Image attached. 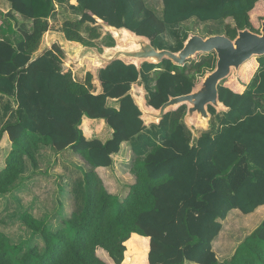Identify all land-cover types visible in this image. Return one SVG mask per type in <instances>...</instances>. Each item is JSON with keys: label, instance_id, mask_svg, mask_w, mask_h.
I'll use <instances>...</instances> for the list:
<instances>
[{"label": "trees", "instance_id": "1", "mask_svg": "<svg viewBox=\"0 0 264 264\" xmlns=\"http://www.w3.org/2000/svg\"><path fill=\"white\" fill-rule=\"evenodd\" d=\"M6 1L13 8L8 14L0 11V95L13 98L16 108L0 128V142L7 133L12 143L0 172V197L12 191L28 163L39 170L43 148L56 153L71 149L90 168L83 171L84 207L61 228L50 231L30 213L20 216L34 235H41L43 249L24 251L22 244H12L0 230V264H106L98 249L115 264H123L125 243L133 234L150 239L149 264H264V220L226 262L219 261L213 250L221 222L232 210L249 215L264 206V57L257 58L260 67L243 94L219 86L220 101L229 110L218 114L209 107L210 129L193 142L184 124L185 106L168 113L145 135L142 114L126 94L140 80L148 92V105L160 109L170 97L191 93L198 80L215 69L214 53L185 66L164 60L158 65L143 63L139 70L115 61L101 70L103 92L98 95L92 71L84 82L72 70L65 72L66 52L58 43L35 56L50 30L55 1L69 2L71 10L82 13L80 20L63 24L68 50L76 43L93 46L91 42L101 38L95 26L87 29L88 39L83 37L82 28L89 23L128 29L148 37L157 49L179 52L188 34L176 45L163 35L192 18L201 23L232 18L235 27L225 28L232 40L239 30L259 33L249 13L260 0H163V19L146 7L145 0ZM111 42L108 47L115 46L112 36ZM252 62L244 66L248 74L254 70ZM233 84L238 88L235 79ZM109 99L119 100V108L110 107ZM84 117L105 120L113 138L105 143L87 140L81 129ZM134 140L135 183L120 201L109 193L97 169L111 167L122 145Z\"/></svg>", "mask_w": 264, "mask_h": 264}, {"label": "crops", "instance_id": "2", "mask_svg": "<svg viewBox=\"0 0 264 264\" xmlns=\"http://www.w3.org/2000/svg\"><path fill=\"white\" fill-rule=\"evenodd\" d=\"M146 7L152 11L159 19L164 18V5L163 0H145ZM261 5V7L256 12V15L254 16V11L256 10L258 5ZM12 4L9 1L6 0H0V11L4 14H8L12 12ZM16 18L22 22V18L15 14ZM251 24L253 25L254 29H256L258 32H260L261 28V22L264 20V0H260L256 3L253 10L249 13ZM82 18V13L78 11H73L69 7V2L61 4L58 2H54V7L52 11V15L50 19H48L50 30L45 33L41 39L39 49L35 56H38L40 54H43L48 48H50L54 43H58L66 53H71L74 56L75 53L72 50H68L66 47V42L68 40L65 37L63 29V24L66 21H78ZM198 24V25H214L215 23H219V26L217 28H220V30L216 32L211 31L208 35H200L202 37H208L212 35H225V28L226 26L235 27V22L232 18H228L226 20L217 21V22H206L201 23L196 18H192L189 21L182 23L181 25H188V24ZM91 25V26H90ZM19 27V26H18ZM89 27H93L92 24H85L82 28V35L84 38H87V29ZM194 34V33H188V35ZM104 41V37H101V39L93 40V43L102 42ZM110 43V42H107ZM107 43H103L100 48L103 50L105 48H108ZM82 47L81 44L77 43ZM98 45V44H97ZM251 62V60L249 61ZM143 64V63H142ZM141 64V65H142ZM252 65L254 66V70L252 73L248 74L246 70L244 69V66L241 68L239 73L232 75L228 80L223 82V85L230 90H232L235 93L243 94L247 86L249 85L250 81L258 71L260 65L257 60V58L253 59ZM136 66V65H135ZM139 70L141 66H136ZM83 68H75V78L79 82H84L86 79V75L88 72H83ZM65 72L69 71L67 68H64ZM93 75V86L95 89L94 94L98 95L103 92L101 82L97 79L96 74L94 72H91ZM232 79H235L238 88L236 87V83L233 85H230ZM131 90H133L134 94L137 97H141L143 94H145V99L147 102L148 99V92L145 87V84L142 83V81L139 80L138 83H135L132 85ZM135 90V91H134ZM147 106L148 102L146 103ZM108 105L110 107L119 108V100L117 99H109ZM16 108V104L13 98L0 95V128L9 120L12 111ZM264 108V106H263ZM222 114V113H220ZM151 126H146V131L144 132L145 135L148 134L151 131ZM81 129L83 131L84 136L87 140H99L102 143L107 142L108 140H111L113 138V129L109 127L105 120L102 119H89L87 117L83 118ZM137 143L135 140L131 142L124 143L122 145L121 151L119 154H116L113 156V165L109 168H98L97 172L102 178L107 190L110 194L117 197L120 201H123L129 194L131 186L135 183V180L132 176V168L133 164L136 160V154L133 151V146ZM12 149V143L10 141V138L7 133L3 135V138L0 142V172L4 170L6 167V159ZM48 160L49 165L44 167L43 160ZM39 160L41 162V183H45L44 179L42 178V175L48 176L46 172L52 171V178L59 179L56 176H62V179L65 180V184H60V186L54 191V194L57 196V200H68V202H76V188L78 186L75 185V182L73 181V176L76 172L81 170L82 173V183L79 185L80 189L84 190V177H83V171L88 170L90 167L86 164V166H82L84 160L77 155L74 151L71 149H67L61 153L54 152L50 147L43 148L39 154ZM81 163V164H80ZM85 163V162H84ZM82 166V169H80ZM51 168V169H50ZM30 169H33L31 166H27L26 173L19 178V180L16 182L14 188L12 191L6 195L10 196L12 192L20 190L24 187L29 186L32 181L29 177ZM38 171V170H37ZM44 171V173H43ZM32 173V172H31ZM132 177V180L128 179L127 177ZM129 181V182H128ZM84 192V191H83ZM5 196H1L0 200L3 199ZM83 209H80V211ZM78 211V212H80ZM57 213V211H56ZM74 212H72L70 215H72ZM67 219V218H66ZM65 219V220H66ZM243 220L245 224H247L249 227H251L254 230H256L259 225L264 220V206L259 207L254 213L249 215H244L239 210H232L227 219L225 221H222L223 229L219 236L214 240L213 242V250L217 254V258L219 261L221 259H224L225 257L231 258L239 244L248 236L244 237L243 240H239V242H234L233 236H228L227 234V228L229 226H233V228H236V225L238 223L236 221ZM43 222H45L43 220ZM239 231V229H238ZM252 231V232H253ZM237 233V231H234ZM250 232L249 234H251ZM126 245V252H125V259L123 261V264H149V250H150V239L146 237L139 236L137 234H133L129 241L125 243ZM235 245L237 246L235 248ZM234 247V248H232ZM98 257L105 262L106 264H115L113 260L110 258L109 254L103 250L98 249L97 251ZM185 264H196L191 262H186Z\"/></svg>", "mask_w": 264, "mask_h": 264}, {"label": "water", "instance_id": "3", "mask_svg": "<svg viewBox=\"0 0 264 264\" xmlns=\"http://www.w3.org/2000/svg\"><path fill=\"white\" fill-rule=\"evenodd\" d=\"M102 26H106L118 34L127 33L128 39L123 42V49L112 50L110 54H107L106 49L101 52L96 47L86 46L82 47L76 58L66 53V57L75 65L84 63L89 58L96 59L99 66L95 74L99 81L101 70L115 61L141 66L142 63L158 65L164 60H169L177 66H185L200 56L212 53L216 55L215 69L201 78L200 83L196 84L191 93L170 97L169 101L160 109L147 106L145 94L140 98L134 94L133 90L126 94L133 98L135 105L140 110L145 127L149 125L159 126L168 113L185 106L184 124L192 132L193 142L198 137L197 128L207 130L210 127L212 115L209 107L214 108L218 114L229 110L220 101L219 86L229 79L233 72L239 73L241 68L250 60L264 57V20L261 22L259 33H254L249 29L239 30L234 40L226 34L208 37L190 34L179 52L157 49L148 37L139 36L128 29H117L106 24H102Z\"/></svg>", "mask_w": 264, "mask_h": 264}, {"label": "rangeland", "instance_id": "4", "mask_svg": "<svg viewBox=\"0 0 264 264\" xmlns=\"http://www.w3.org/2000/svg\"><path fill=\"white\" fill-rule=\"evenodd\" d=\"M22 23V22H20ZM25 27H29L30 23H24ZM91 26V25H90ZM95 26L98 29V32L100 33L101 37H104V41L97 42L91 44L93 46L90 47H96L101 52L104 50L100 48V46L103 45V43L111 44V36L114 39V32L107 29L105 26L103 27L101 24L92 25ZM219 26V23H215L214 25H198V24H188V25H179L175 28H168L166 33L163 35L164 40H166L169 44L176 45L179 38H183L188 33H194V34H200V35H208L211 33V31H214L217 33L220 28H217ZM110 31V32H109ZM173 32H177L179 36L174 35ZM88 38V33H87ZM101 39V38H100ZM99 40V39H98ZM115 40V39H114ZM76 43V42H75ZM77 44V43H76ZM98 44V45H97ZM82 47H86L82 45ZM82 47L77 44L76 48H73L72 51L75 53V55H78ZM119 44L115 40V46L114 47H108L105 48L106 52L109 51L110 54L112 50L119 49ZM72 57L76 58V56L69 53ZM99 63L96 59L89 58L84 61V63L79 64H73L70 62V60L66 57L64 61V68H67L68 70H72L74 76L76 73L75 68H83V72L92 71L96 72V69L98 68ZM235 72H233L234 76ZM228 80V79H227ZM201 79L198 80L197 84L200 83ZM215 121V119H214ZM216 122V121H215ZM210 127L205 130L201 128L196 129V133L198 136L204 132L208 131ZM40 161V160H39ZM85 162V161H84ZM82 166H86V162ZM81 164V163H80ZM44 167L49 165L48 160H43ZM28 166L30 167V163H28ZM82 166L80 169H82ZM40 168H41V162H40ZM51 169V168H50ZM30 181L31 183L29 186L24 187L20 190L14 191L11 193L10 196L3 197L2 200H0V230L10 239L11 243L14 245L22 244L24 251H26L29 248L32 247H39L40 249H43L44 246V240L42 239L41 235H34L33 232L25 226V224L21 221L20 216L23 213H30L35 219L42 221H45L46 227L50 231H56L59 228L63 226V221L67 218H69L72 212H78L84 207L85 204V188L80 189L79 185L82 183V173L81 170L75 173L73 176V181L75 182V185L78 186L76 188V202H68V200H57V196L54 194V191L60 186V184H65V180L62 179V176H56L59 179L52 178V171H47L46 173L49 174L45 177V175H42V178L44 179L45 183H41V170L35 171L34 169H30ZM32 172V173H31ZM44 173V171H43ZM133 176V175H132ZM128 179L132 180V177L128 176ZM134 178V177H133ZM129 182V181H128ZM84 191V192H83ZM57 211V213H56ZM238 225H236V228L234 229L233 226H229L227 228V234L228 236L234 237V242H239V240H243L244 237L249 235L250 232L253 231L251 227H249L243 220H237L236 221ZM239 229V231H238ZM234 231H237L234 232ZM237 246L235 245V248ZM234 248V247H232ZM234 248V249H235ZM228 254V257H225L224 259H221V262H226L230 259Z\"/></svg>", "mask_w": 264, "mask_h": 264}, {"label": "bare ground", "instance_id": "5", "mask_svg": "<svg viewBox=\"0 0 264 264\" xmlns=\"http://www.w3.org/2000/svg\"><path fill=\"white\" fill-rule=\"evenodd\" d=\"M106 27V26H105ZM107 28V27H106ZM107 29H109V28H107ZM112 32H114V31H112ZM114 39L118 42V44H119V49H117V50H121V49H123L124 47H123V42L125 41V40H127L128 39V35H127V33H125V32H123V33H120V34H118L117 32H114ZM107 53H109V51H107ZM99 65V64H98ZM135 91V90H134Z\"/></svg>", "mask_w": 264, "mask_h": 264}]
</instances>
